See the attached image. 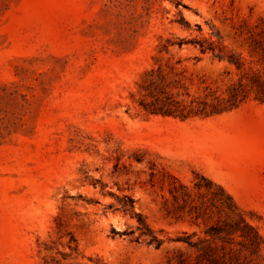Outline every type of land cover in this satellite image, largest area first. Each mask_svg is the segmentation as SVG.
<instances>
[{"label": "rangeland", "instance_id": "rangeland-1", "mask_svg": "<svg viewBox=\"0 0 264 264\" xmlns=\"http://www.w3.org/2000/svg\"><path fill=\"white\" fill-rule=\"evenodd\" d=\"M198 39L264 73V0H0V264H172L181 244L112 233L137 227L114 210L126 194L154 230L190 229L163 208L166 172L222 184L264 235V101L190 118L139 104L159 67L186 100L228 98L238 69Z\"/></svg>", "mask_w": 264, "mask_h": 264}, {"label": "trees", "instance_id": "trees-1", "mask_svg": "<svg viewBox=\"0 0 264 264\" xmlns=\"http://www.w3.org/2000/svg\"><path fill=\"white\" fill-rule=\"evenodd\" d=\"M188 42L199 46L202 52L211 51L215 57L236 66L240 74L238 83L229 88L228 98L211 94V97L201 99L187 92L190 99L186 100L181 97L184 85L179 79L169 82L162 67L152 68L139 85L143 92L139 103L143 111L190 118L232 109L251 96L264 101V73L248 67L241 54L213 41L198 39ZM183 43L181 40L180 46ZM174 44L167 39L164 47L167 49ZM166 174L170 180V197L165 199L163 208L169 216L186 221L190 229L183 230L176 237L154 230L146 217L137 211L135 199L126 194L114 210L136 219L137 227L131 231L113 227L114 235L135 234L138 231L134 240H143L156 248L166 241L179 243L181 246L169 258L172 264H264V235L252 222L251 213L242 208L222 184L200 172H196L197 180L192 186L172 173ZM113 207L110 205V208Z\"/></svg>", "mask_w": 264, "mask_h": 264}]
</instances>
